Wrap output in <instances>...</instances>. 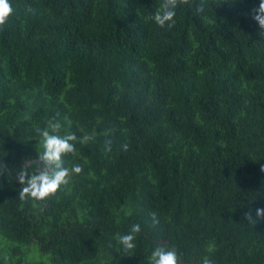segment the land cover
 <instances>
[{
	"label": "trees",
	"instance_id": "16d2710c",
	"mask_svg": "<svg viewBox=\"0 0 264 264\" xmlns=\"http://www.w3.org/2000/svg\"><path fill=\"white\" fill-rule=\"evenodd\" d=\"M11 2L0 25V157L11 172L0 264H149L157 244L175 246L179 264H264L258 0H179L172 28L147 19L161 0ZM53 118L92 137L64 156L84 171L21 200L17 173ZM137 222V248L118 251L115 235Z\"/></svg>",
	"mask_w": 264,
	"mask_h": 264
},
{
	"label": "clouds",
	"instance_id": "9594fccd",
	"mask_svg": "<svg viewBox=\"0 0 264 264\" xmlns=\"http://www.w3.org/2000/svg\"><path fill=\"white\" fill-rule=\"evenodd\" d=\"M179 0H161L155 11L150 13L148 20L154 22L161 28H172L176 24L177 10ZM14 8L11 0H0V25L7 22L13 14ZM198 11L203 12V4L198 6ZM254 20L264 29V0H258L257 6L253 9ZM64 125L58 120L50 119L45 127H37L38 143L42 149L37 154V170L29 173L26 168H22L17 177L22 185L20 190V199L43 200L44 198L56 193L62 186L67 185L71 176L82 174L84 171L83 164L76 162L71 167L65 166L64 156L76 151V143H84L92 137L84 135L78 137L76 132L62 130ZM127 150L128 144L121 146ZM105 150H112V140H105ZM257 218L264 217V208L255 210ZM249 221L252 219L251 212L246 213ZM152 223H158L156 213H151ZM142 232V225L137 222L133 223L127 232L117 233L114 237L118 251L131 253L137 248L136 238ZM181 253L175 246H165L157 244L154 246L150 255L147 257L149 264H179ZM199 264H216L214 258L209 255L201 257Z\"/></svg>",
	"mask_w": 264,
	"mask_h": 264
},
{
	"label": "flooded vegetation",
	"instance_id": "af4514ba",
	"mask_svg": "<svg viewBox=\"0 0 264 264\" xmlns=\"http://www.w3.org/2000/svg\"><path fill=\"white\" fill-rule=\"evenodd\" d=\"M36 170L37 168L35 169V171ZM10 173H11L10 168L8 167L7 162L3 158L0 157V186L4 185L6 176L10 175Z\"/></svg>",
	"mask_w": 264,
	"mask_h": 264
},
{
	"label": "rangeland",
	"instance_id": "374dc122",
	"mask_svg": "<svg viewBox=\"0 0 264 264\" xmlns=\"http://www.w3.org/2000/svg\"><path fill=\"white\" fill-rule=\"evenodd\" d=\"M29 257H30V256H28V258H29ZM30 259H36V260H39V259H41V257H40L39 254H37L36 252H34L33 254H31Z\"/></svg>",
	"mask_w": 264,
	"mask_h": 264
},
{
	"label": "water",
	"instance_id": "95a60500",
	"mask_svg": "<svg viewBox=\"0 0 264 264\" xmlns=\"http://www.w3.org/2000/svg\"><path fill=\"white\" fill-rule=\"evenodd\" d=\"M3 162V161H2ZM38 161H36V160H30V161H26L25 162V165H24V168H26L27 169V167H28V165L30 164V163H33V164H35V163H37Z\"/></svg>",
	"mask_w": 264,
	"mask_h": 264
}]
</instances>
